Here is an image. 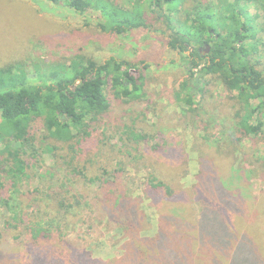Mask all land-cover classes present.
<instances>
[{"label":"trees","instance_id":"trees-1","mask_svg":"<svg viewBox=\"0 0 264 264\" xmlns=\"http://www.w3.org/2000/svg\"><path fill=\"white\" fill-rule=\"evenodd\" d=\"M46 1L79 14L98 11L105 18L102 28L118 34L150 28L144 5L150 6L171 30L170 48L180 52L187 63L188 78L179 87L178 100L194 103L198 94L218 81L226 90L236 92L238 123L244 135H261L264 140V0H128L132 6L124 8L114 0ZM251 7L262 15L260 21L258 15L251 14ZM207 45L210 50L203 55L200 49ZM137 68L116 57L98 63L83 54L76 55L69 65L46 70L36 66V78H30L17 63L0 67V210L6 213L4 228L17 233L14 239L24 247L26 264L33 263L35 257L58 258L68 253L85 255V264H108L91 259L86 246L64 233L68 224L80 225L84 216H90L85 214L89 207L92 222L95 214L103 215L109 228L127 238L117 264H264V226L258 224L264 220V211L256 213L264 204L255 202L246 209L242 199L223 196L224 188L228 190L231 184L228 180L217 183L216 189L221 191L209 194L212 197L193 198L191 189L179 188L167 178L172 171H180L172 162L176 149L150 147L152 165L144 192L160 213V224L151 237L141 235L146 228L143 198H133L119 187L121 169L103 167L99 174L89 176L93 162L81 159L83 146L111 106L108 90L118 98L140 97L145 79L136 74ZM37 119L44 121L48 131L40 142L32 132ZM148 133L128 127L126 143L134 144V151L143 150L152 139ZM64 151L71 160L72 177L61 186L50 187L44 197L27 199L21 191L24 180L41 169L43 156L58 165L65 158ZM220 151L216 147V152H207L199 163V178H220L222 165L229 160V152L220 155ZM79 176L95 184L96 190H79L75 184ZM206 186L201 191L204 194L211 189ZM193 200L202 205L198 218L194 217ZM32 204L38 206V216L27 214ZM45 204L49 213L43 211ZM5 234L0 231V257L8 250L11 258H18L19 247L6 243Z\"/></svg>","mask_w":264,"mask_h":264},{"label":"rangeland","instance_id":"rangeland-1","mask_svg":"<svg viewBox=\"0 0 264 264\" xmlns=\"http://www.w3.org/2000/svg\"><path fill=\"white\" fill-rule=\"evenodd\" d=\"M114 1L122 8L132 6L128 0ZM169 9L166 5L165 10ZM144 11L150 28L138 27L118 34L102 28L105 18L95 10L79 14L46 0H0V67L17 63L29 72L30 78H36V66L46 70L56 65H69L78 54L92 57L98 63L116 57L138 65L136 74H142L145 79L140 97L118 98L112 90H108L111 106L101 117L93 137L83 146L85 151L81 159L93 162L88 172L90 177L99 174L103 167L122 170L119 173V187L133 198H143L141 207L146 228L141 232L142 236H154L160 224V213L144 192L147 173L152 165L149 160L153 154L150 147L154 145L177 150L172 162L180 171H172L167 178L179 188L191 189L192 197H212L209 194L221 191L216 189L217 183L219 186L228 180L231 184L228 190L224 188L223 196L242 199L243 208L246 209L252 208L255 202L264 204V140L261 135H244L238 123L236 92L226 90L222 83L215 81L197 95L194 103L178 100L176 94L179 87L188 78L187 63L180 52L170 48L171 30L166 28L163 18L160 19L150 6L144 5ZM250 12L261 20L262 15L254 7L250 8ZM200 52L206 54L203 47ZM128 127L149 131L152 139L145 145L146 148L137 152L134 151V144L126 143ZM32 132L38 142L47 137L48 131L42 119L32 124ZM58 145L64 146L61 143ZM216 147L217 151L221 148L220 155L229 152V160L222 165L224 171L220 178H199L200 161L210 150L216 152ZM62 154L65 157L66 152ZM70 161L69 157H65L57 165L43 156L41 169L30 173L29 180H24L21 191L25 197L29 200L44 197L50 187L54 189L59 183L61 186L73 175ZM75 184L83 192L96 190L95 184L92 185L82 176L75 178ZM204 184L211 188L206 194L201 192ZM37 207L32 204L27 214L38 216ZM262 207L256 209L257 214L264 211ZM89 208L85 209V214L90 216H84V222L80 225L78 222L68 224L64 233L67 238L71 237L86 246L92 254L91 259L117 264L124 255L123 245L127 238L124 233L109 228L103 215L95 214L96 219L92 222L93 218L90 217H93V212ZM193 208L194 217L198 218L202 205L194 201ZM180 209V215H183L184 210ZM43 211L49 213L47 205L43 206ZM246 214H250V211ZM5 220L6 213L0 210V231L7 233L6 243H15L19 250L18 258H11L12 253L6 250L0 257V264H26L28 256L24 253V247L14 239L17 233H10L4 228ZM258 224L264 226V220ZM25 237L24 234L22 238ZM58 248L62 249V246L58 245ZM86 260L85 255L68 253L58 258L47 256L37 260L35 257L30 264H85Z\"/></svg>","mask_w":264,"mask_h":264},{"label":"water","instance_id":"water-1","mask_svg":"<svg viewBox=\"0 0 264 264\" xmlns=\"http://www.w3.org/2000/svg\"><path fill=\"white\" fill-rule=\"evenodd\" d=\"M204 50H205L206 53H208L209 50H210V46L207 45V46L204 48Z\"/></svg>","mask_w":264,"mask_h":264},{"label":"flooded vegetation","instance_id":"flooded-vegetation-1","mask_svg":"<svg viewBox=\"0 0 264 264\" xmlns=\"http://www.w3.org/2000/svg\"><path fill=\"white\" fill-rule=\"evenodd\" d=\"M202 50V48L200 49V51Z\"/></svg>","mask_w":264,"mask_h":264}]
</instances>
